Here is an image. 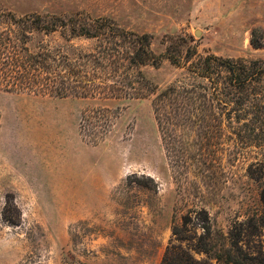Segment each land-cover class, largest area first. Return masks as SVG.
<instances>
[{"label":"rangeland","instance_id":"374dc122","mask_svg":"<svg viewBox=\"0 0 264 264\" xmlns=\"http://www.w3.org/2000/svg\"><path fill=\"white\" fill-rule=\"evenodd\" d=\"M0 8L110 18L151 35L158 56L181 40L184 54L264 62V47L252 46L254 30L264 42V0H0ZM145 71L155 94L184 76L167 58ZM154 97L0 89V264H264V149L248 143L235 156L240 124L225 118L214 123L219 138L208 165H178ZM95 108L111 111L107 128Z\"/></svg>","mask_w":264,"mask_h":264},{"label":"trees","instance_id":"16d2710c","mask_svg":"<svg viewBox=\"0 0 264 264\" xmlns=\"http://www.w3.org/2000/svg\"><path fill=\"white\" fill-rule=\"evenodd\" d=\"M256 33H252V46L262 48L264 42L256 41ZM77 41L90 46L78 47ZM152 41L151 35L129 31L110 18L82 12L17 16L0 8V89L102 101L138 100L154 94L163 143L178 165L185 160L206 167L205 161L217 152L214 143L220 126L214 123L225 118L240 124L233 134L235 156L248 143H260L264 149L263 61L199 54L193 48L184 54L181 40L158 56ZM163 58L183 69L184 76L155 94L157 86L145 69L158 67ZM110 112L95 108L92 114L96 123L107 128ZM192 137L194 145L185 146L184 138Z\"/></svg>","mask_w":264,"mask_h":264}]
</instances>
